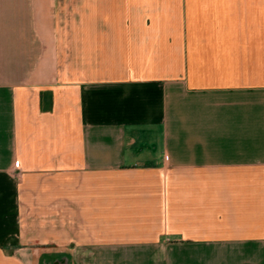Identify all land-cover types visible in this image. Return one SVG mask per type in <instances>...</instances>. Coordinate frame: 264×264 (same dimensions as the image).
Returning a JSON list of instances; mask_svg holds the SVG:
<instances>
[{
  "label": "crops",
  "instance_id": "obj_1",
  "mask_svg": "<svg viewBox=\"0 0 264 264\" xmlns=\"http://www.w3.org/2000/svg\"><path fill=\"white\" fill-rule=\"evenodd\" d=\"M0 264H264V0H0Z\"/></svg>",
  "mask_w": 264,
  "mask_h": 264
}]
</instances>
